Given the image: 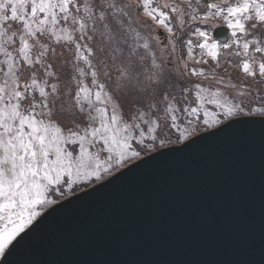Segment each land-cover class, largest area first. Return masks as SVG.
I'll return each instance as SVG.
<instances>
[{
    "label": "snow or ice",
    "instance_id": "1",
    "mask_svg": "<svg viewBox=\"0 0 264 264\" xmlns=\"http://www.w3.org/2000/svg\"><path fill=\"white\" fill-rule=\"evenodd\" d=\"M253 126L264 0H0V262L56 197Z\"/></svg>",
    "mask_w": 264,
    "mask_h": 264
},
{
    "label": "water",
    "instance_id": "2",
    "mask_svg": "<svg viewBox=\"0 0 264 264\" xmlns=\"http://www.w3.org/2000/svg\"><path fill=\"white\" fill-rule=\"evenodd\" d=\"M54 207L0 264H264V130L153 152Z\"/></svg>",
    "mask_w": 264,
    "mask_h": 264
},
{
    "label": "rangeland",
    "instance_id": "3",
    "mask_svg": "<svg viewBox=\"0 0 264 264\" xmlns=\"http://www.w3.org/2000/svg\"><path fill=\"white\" fill-rule=\"evenodd\" d=\"M203 134H205V133H203ZM197 136H198V135H197ZM194 138H195V137H194ZM180 145H182V144H172V145L166 146L165 148L173 147V146H180ZM162 149H164V148H157L156 151H160V150H162ZM156 151H155V152H156ZM151 153H153V152H142V155H141V157H140L139 159H135V160H131V161H129L128 163H126V164L124 165L123 168L129 166L130 164H132V163H134V162H136V161H139L141 158H144L145 156H149V155H151ZM121 169H122V168H115L111 175H109V176H105L101 181H95V182H92V183L89 184V185H88V184H85V185H80V186H78V187L74 190L73 194H75V193H79V192H82V191H85V189H87V187L91 186L92 184H96V183H98V182H103V181L107 180L108 177H111L112 175H114L115 173H117V172H118L119 170H121ZM73 194H72V195H73ZM72 195H71V196H72ZM68 197H69V196H68ZM56 198L58 199V202H59V201H62V199H65L66 197H56Z\"/></svg>",
    "mask_w": 264,
    "mask_h": 264
},
{
    "label": "trees",
    "instance_id": "4",
    "mask_svg": "<svg viewBox=\"0 0 264 264\" xmlns=\"http://www.w3.org/2000/svg\"><path fill=\"white\" fill-rule=\"evenodd\" d=\"M92 182H95V180H93ZM92 182H91V183H92ZM91 183H90V184H91ZM88 185H89V184H88ZM65 197L67 198L68 196H65Z\"/></svg>",
    "mask_w": 264,
    "mask_h": 264
},
{
    "label": "bare ground",
    "instance_id": "5",
    "mask_svg": "<svg viewBox=\"0 0 264 264\" xmlns=\"http://www.w3.org/2000/svg\"><path fill=\"white\" fill-rule=\"evenodd\" d=\"M93 185H95V184H92L91 186H93ZM91 186H89V187H91ZM89 187H87V188H89ZM70 197V196H69ZM68 198V197H67Z\"/></svg>",
    "mask_w": 264,
    "mask_h": 264
}]
</instances>
